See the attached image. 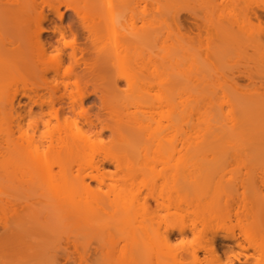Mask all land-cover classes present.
<instances>
[{
  "label": "bare ground",
  "instance_id": "6f19581e",
  "mask_svg": "<svg viewBox=\"0 0 264 264\" xmlns=\"http://www.w3.org/2000/svg\"><path fill=\"white\" fill-rule=\"evenodd\" d=\"M234 2L0 0V264H264V91L230 61L264 73V35Z\"/></svg>",
  "mask_w": 264,
  "mask_h": 264
},
{
  "label": "rangeland",
  "instance_id": "374dc122",
  "mask_svg": "<svg viewBox=\"0 0 264 264\" xmlns=\"http://www.w3.org/2000/svg\"><path fill=\"white\" fill-rule=\"evenodd\" d=\"M234 7H235V13H236V17H237V21H238V25L240 26H244V29H249V32L251 33L252 36H256V33L258 31H260V33H262V35H264V21L263 18L260 16L261 13H264V8L262 6V4L259 2V0H235L234 2ZM67 15V12L64 13L63 17L65 19ZM55 18V17H54ZM246 35L242 32L237 31V38L242 39L244 38ZM242 52V51H241ZM234 55L231 58V64H232V68L235 70V73H239L237 74L240 77H244L245 81L243 82L244 84L241 88L243 90H256L257 87L260 89V91H264L263 86H264V79L263 76L261 77L260 75L264 74L262 72H260V74L257 75V73H259L258 65L256 64V54L254 53L253 49H251L250 47H247L246 50L243 49V52L239 55L238 53H233ZM257 65V66H256ZM263 67V66H262ZM257 69V70H256ZM258 71V72H255ZM263 85V86H261ZM262 87V88H261ZM245 88V89H244ZM250 88V89H248ZM255 88V89H254ZM252 90V91H253ZM23 101V100H22ZM94 102V96L90 95L88 97L83 98V103L84 105H91ZM35 108V106H34ZM160 166H157V168H159ZM232 167V166H229ZM226 168V169H229ZM157 170V169H156ZM154 171L150 176L156 174L157 171ZM145 175H140L139 178L143 179L145 178ZM140 196H142L145 192H146V188L144 186H140ZM189 210V209H188ZM166 213V211L164 209H159L157 212L152 213V221L157 223L161 221V217L164 216V214ZM185 215V219L189 220L192 215L186 211L183 212ZM215 223L212 222L211 225H214ZM199 228H202V232L200 234V238H204V236L207 234V236H210V225L209 227H203L202 225L197 224ZM238 222H237V217L236 216H231L229 219H226L225 223H224V227L222 228H229V229H233L235 232L238 230L237 228ZM220 231L218 230V233ZM219 234H217L215 236V244L216 247H218V255L220 257V262H222L225 259V255L222 253L221 249H222V243L225 242V240L219 238L218 236ZM199 238V239H200ZM198 239H193V235L188 231L186 233V237H183L176 232L175 230H171L170 232V237H169V241L171 244H179L182 242V244L185 247H188L190 244H194L196 243ZM189 248V247H188ZM236 249V248H235ZM247 252V251H244ZM206 253L203 252L202 250H197L196 253V258H194L193 256L189 255V254H184L181 257H178V259L182 262H184L185 264H205L208 258H205ZM209 257V255H208ZM243 259V258H241ZM163 260V259H162ZM164 264H167V262L165 261ZM236 264H238V262H236ZM243 264V262H242ZM247 264V263H246Z\"/></svg>",
  "mask_w": 264,
  "mask_h": 264
},
{
  "label": "clouds",
  "instance_id": "9594fccd",
  "mask_svg": "<svg viewBox=\"0 0 264 264\" xmlns=\"http://www.w3.org/2000/svg\"><path fill=\"white\" fill-rule=\"evenodd\" d=\"M236 262H238V264H242V262L243 264H246V261H245V258L242 252L237 254L235 251H233L230 256L226 257L224 264H236Z\"/></svg>",
  "mask_w": 264,
  "mask_h": 264
}]
</instances>
